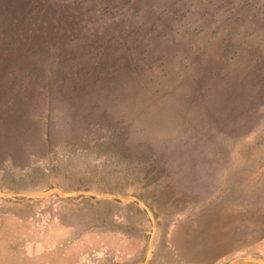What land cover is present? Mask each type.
Returning <instances> with one entry per match:
<instances>
[{
	"label": "rangeland",
	"instance_id": "374dc122",
	"mask_svg": "<svg viewBox=\"0 0 264 264\" xmlns=\"http://www.w3.org/2000/svg\"><path fill=\"white\" fill-rule=\"evenodd\" d=\"M48 1L87 29L7 57L0 264H144L94 193L148 264L264 260V0Z\"/></svg>",
	"mask_w": 264,
	"mask_h": 264
},
{
	"label": "trees",
	"instance_id": "16d2710c",
	"mask_svg": "<svg viewBox=\"0 0 264 264\" xmlns=\"http://www.w3.org/2000/svg\"><path fill=\"white\" fill-rule=\"evenodd\" d=\"M79 1L75 0L74 3L78 5ZM48 3L49 1L46 2V0H0V97L5 98L6 102L12 99L6 94L8 89L5 83L7 80L5 73L9 71L8 64L11 63L7 60L9 53L26 52V48L39 44L37 40L40 38L46 44L48 40L57 39V36L63 33L80 34L76 25L80 24L79 19L83 18L82 12L74 13V8L69 10V5L60 4L59 7L68 6L63 14L71 13V22L67 25L66 22L62 23L53 17V15L58 16L59 12L56 11V5ZM49 6L52 9L51 13L48 11ZM108 11L111 12L112 9ZM85 29L87 25L80 24V31ZM20 61L30 64L32 59L24 58Z\"/></svg>",
	"mask_w": 264,
	"mask_h": 264
},
{
	"label": "water",
	"instance_id": "95a60500",
	"mask_svg": "<svg viewBox=\"0 0 264 264\" xmlns=\"http://www.w3.org/2000/svg\"><path fill=\"white\" fill-rule=\"evenodd\" d=\"M90 193L93 194V192H90ZM7 194H11V193H7ZM94 194H96L98 196H102V197H117V198H121L123 200H128V199L136 200L145 208V210L147 211V213L149 214V216L151 217L152 222H153V231H152L151 236H150V244H149L148 254H147L146 259L144 261V264H148L150 254L152 252L154 234H155V229H156V219L154 217L153 211L147 206V204L144 201H142L138 197L128 198V197H123V196L116 195V194H102V193H94ZM30 195L36 196L38 194H30ZM240 260L255 261V262H259L261 264H264V260L262 258L255 257V256H237V257L231 258L226 264H234L235 262L240 261ZM186 264H197V263H186Z\"/></svg>",
	"mask_w": 264,
	"mask_h": 264
}]
</instances>
